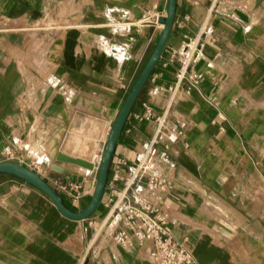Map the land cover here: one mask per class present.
Returning a JSON list of instances; mask_svg holds the SVG:
<instances>
[{
    "label": "crops",
    "instance_id": "0c3cea01",
    "mask_svg": "<svg viewBox=\"0 0 264 264\" xmlns=\"http://www.w3.org/2000/svg\"><path fill=\"white\" fill-rule=\"evenodd\" d=\"M167 4L0 0V162L30 167L68 207L84 208L98 165L57 160L59 143L80 110L106 121L93 158L102 150L160 36ZM29 49L27 61L39 67L31 75L23 55ZM47 96H61L65 112ZM145 101L152 115L168 110L188 121L184 140L168 143L163 170L172 183L165 227L192 250L191 264H264V0H177L167 43L128 115L89 217L63 215L43 191L0 172V264H153L150 242L123 246L111 236L125 227L123 212L110 207L116 190L155 132L154 119L143 118ZM50 143L54 152L46 150ZM145 180H135L130 197ZM73 182L79 195L62 186Z\"/></svg>",
    "mask_w": 264,
    "mask_h": 264
},
{
    "label": "built area",
    "instance_id": "2783aa9c",
    "mask_svg": "<svg viewBox=\"0 0 264 264\" xmlns=\"http://www.w3.org/2000/svg\"><path fill=\"white\" fill-rule=\"evenodd\" d=\"M186 71L187 65H182L177 72L178 81L185 77ZM157 92L158 87H153L151 93ZM143 104L146 108L143 118L154 119L155 132L151 142L140 152L136 165L127 170L124 187L116 190L110 207L112 211L123 212L125 227H115L111 231L112 241L123 246L132 242H150L153 264H191L194 260L192 250L176 240L165 227L170 220L165 197L172 183L163 170V164L170 155L168 143L184 140L188 121L179 117L170 118L168 110L161 115H152L149 103L145 101ZM120 170L117 172L119 176ZM142 176L146 178L143 188L134 190L130 197L129 191L135 180ZM62 186L77 192L81 189V185L74 182Z\"/></svg>",
    "mask_w": 264,
    "mask_h": 264
},
{
    "label": "water",
    "instance_id": "95a60500",
    "mask_svg": "<svg viewBox=\"0 0 264 264\" xmlns=\"http://www.w3.org/2000/svg\"><path fill=\"white\" fill-rule=\"evenodd\" d=\"M176 7L177 0H168L166 14L159 18V21L163 24V29L150 57L128 91L112 121L111 130L105 141L102 157L98 165V175L93 193L90 201L84 208L81 210H73L68 207L62 195L48 181L38 172L22 163L9 160L1 161L0 172L16 175L43 191L52 199L57 209L63 215L72 219H85L89 217L98 207L106 188L111 159L116 143L125 127L128 115L167 43L175 18ZM105 123L106 121L100 117L76 110L70 117L67 129L59 143L55 155L56 159L80 164L89 168L93 167L94 164L91 162V159L95 154ZM52 167L59 171L63 169L56 162L52 164Z\"/></svg>",
    "mask_w": 264,
    "mask_h": 264
},
{
    "label": "rangeland",
    "instance_id": "374dc122",
    "mask_svg": "<svg viewBox=\"0 0 264 264\" xmlns=\"http://www.w3.org/2000/svg\"><path fill=\"white\" fill-rule=\"evenodd\" d=\"M43 26H47V24L46 25H42L41 27H43ZM40 28L38 27V28H36V30H39ZM32 50L33 49H29L27 52H25V54H23L24 55V59H25V72L26 73H28V74H32L33 72H32V69L33 68H39L38 66H35V65H33L32 63H30L29 61H27L28 60V53L29 52H32ZM37 54H38V52H37ZM27 59V60H26ZM27 61V62H26ZM37 70V72H39V70L38 69H36ZM48 72V71H47ZM64 100L62 99V97L61 96H57L56 97V99L54 98V97H50V96H47V100H46V102H47V104H50V103H53V108L54 107H60V108H62V111H63V113L65 112V106H64V104H65V101L63 102ZM117 114V113H116ZM116 116V115H115ZM115 118V117H114ZM114 120V119H113ZM106 139H107V137H106ZM106 141V140H105ZM105 141L103 142V147H104V144H105ZM48 145V144H47ZM46 145V146H47ZM51 145L53 146V149H55V146H56V144H54V143H51ZM103 149V148H102ZM54 152V151H53ZM96 158H97V155L92 159L93 161H94V164H96V165H99V164H97L96 163ZM76 193H78V195L81 193L80 191L79 192H77L76 191ZM75 193V194H76Z\"/></svg>",
    "mask_w": 264,
    "mask_h": 264
},
{
    "label": "bare ground",
    "instance_id": "6f19581e",
    "mask_svg": "<svg viewBox=\"0 0 264 264\" xmlns=\"http://www.w3.org/2000/svg\"><path fill=\"white\" fill-rule=\"evenodd\" d=\"M159 18V17H158ZM27 60V59H26ZM19 61V60H18ZM33 61V60H32ZM27 62V61H26ZM48 75H50V74H48ZM38 88V87H37ZM66 103H68L69 104V102H67L66 101ZM110 130H111V127L109 128V132H108V135H109V133H110ZM108 135H107V138H108ZM101 137H102V135H101ZM100 137V138H101ZM100 138H99V141H98V143L100 142ZM102 139V138H101ZM107 140V139H106ZM102 144V143H101ZM46 150L47 151H51V152H53L54 151V149H53V146L51 145V143L50 144H48L47 146H46ZM103 150V149H102ZM102 150L101 151H99V152H97V158H96V163L97 164H99V162H100V160H101V157H102ZM43 155H44V153H43ZM91 162L94 164V162H93V160L91 159ZM94 166V165H93Z\"/></svg>",
    "mask_w": 264,
    "mask_h": 264
}]
</instances>
